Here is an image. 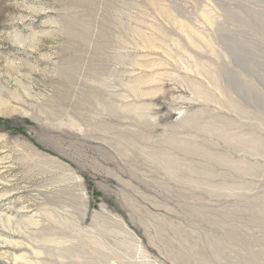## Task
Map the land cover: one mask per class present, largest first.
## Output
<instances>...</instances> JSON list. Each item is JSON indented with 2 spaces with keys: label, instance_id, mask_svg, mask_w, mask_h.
Instances as JSON below:
<instances>
[{
  "label": "rangeland",
  "instance_id": "374dc122",
  "mask_svg": "<svg viewBox=\"0 0 264 264\" xmlns=\"http://www.w3.org/2000/svg\"><path fill=\"white\" fill-rule=\"evenodd\" d=\"M0 264H264V0H0Z\"/></svg>",
  "mask_w": 264,
  "mask_h": 264
}]
</instances>
